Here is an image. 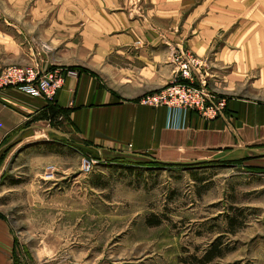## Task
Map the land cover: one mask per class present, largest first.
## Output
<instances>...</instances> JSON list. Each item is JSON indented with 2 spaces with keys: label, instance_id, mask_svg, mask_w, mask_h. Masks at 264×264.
Segmentation results:
<instances>
[{
  "label": "rangeland",
  "instance_id": "1",
  "mask_svg": "<svg viewBox=\"0 0 264 264\" xmlns=\"http://www.w3.org/2000/svg\"><path fill=\"white\" fill-rule=\"evenodd\" d=\"M146 1L0 0V78L30 59L45 71L46 53L47 64L90 62L102 42L94 30L106 39L158 32L161 25L134 24L152 17ZM164 1L181 7L164 35L174 33L181 50L205 61L200 86L264 100V0ZM61 117L41 112L0 142V218L15 238L13 264H264L263 176L93 156L65 133ZM93 160L87 172L84 162Z\"/></svg>",
  "mask_w": 264,
  "mask_h": 264
},
{
  "label": "crops",
  "instance_id": "2",
  "mask_svg": "<svg viewBox=\"0 0 264 264\" xmlns=\"http://www.w3.org/2000/svg\"><path fill=\"white\" fill-rule=\"evenodd\" d=\"M146 4L152 17L145 16L146 21L137 20L134 24L161 25L158 32L132 29L106 39L100 38L93 28V39L102 42L95 44L98 47L90 62L78 58L76 66L51 60L47 64L45 54L44 70L63 67L74 68L71 70L78 73L75 78H65L55 101L49 102L41 94L22 88L1 90L0 142L21 124L54 108L60 119L64 113L67 115L65 133L93 156L146 159L176 166L171 169L176 171L196 172L226 166L242 170L248 176L264 177V100L226 95L225 115L214 120L191 111L154 108L143 103L145 97L175 80L176 55L198 56L181 50L182 40L174 33L164 35L162 26L166 23L172 29L181 7L164 0H147ZM95 5L97 9L99 2L95 1ZM106 19L116 20L110 16ZM120 19L126 25L133 23L128 15ZM33 62L36 61L30 59L25 66H32ZM2 172L3 168L0 175ZM14 251L15 238L9 225L0 218V264H13Z\"/></svg>",
  "mask_w": 264,
  "mask_h": 264
},
{
  "label": "built area",
  "instance_id": "3",
  "mask_svg": "<svg viewBox=\"0 0 264 264\" xmlns=\"http://www.w3.org/2000/svg\"><path fill=\"white\" fill-rule=\"evenodd\" d=\"M174 60L178 66L175 80L163 90L145 97L143 103L154 108L171 107L195 112L208 120L223 117L228 99L207 91L206 85H199L205 61L198 56L183 54L176 55ZM67 76L75 78L78 73L63 67H51L45 71L35 66L10 68L2 74L0 85L41 94L53 102ZM131 147L128 146L129 149ZM96 164V160L91 163L85 161L83 168L90 172Z\"/></svg>",
  "mask_w": 264,
  "mask_h": 264
},
{
  "label": "trees",
  "instance_id": "4",
  "mask_svg": "<svg viewBox=\"0 0 264 264\" xmlns=\"http://www.w3.org/2000/svg\"><path fill=\"white\" fill-rule=\"evenodd\" d=\"M71 69H74V68H70L69 70ZM50 111H52L53 113L57 114L58 112H56V110L53 108L51 109ZM153 166L154 167H160V168H167V169H172L173 167H176V166H173V165H167V164H160V163H155L153 162ZM206 164H200L199 166H205ZM182 167V166H181ZM216 254H215V247L213 248L212 251H209L205 258L208 262H211L214 258H215Z\"/></svg>",
  "mask_w": 264,
  "mask_h": 264
}]
</instances>
